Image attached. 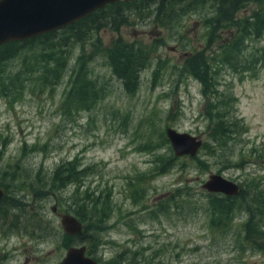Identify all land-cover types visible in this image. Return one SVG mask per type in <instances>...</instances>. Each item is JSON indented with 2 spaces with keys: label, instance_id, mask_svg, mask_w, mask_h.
<instances>
[{
  "label": "rangeland",
  "instance_id": "374dc122",
  "mask_svg": "<svg viewBox=\"0 0 264 264\" xmlns=\"http://www.w3.org/2000/svg\"><path fill=\"white\" fill-rule=\"evenodd\" d=\"M176 1L114 4L89 26L41 36L0 65V264H60L72 246L93 247L100 264H264L246 240L245 208L222 222L202 187L217 174L264 189V27L256 26L264 0ZM61 48L65 69L50 86L32 60ZM120 49L133 52L134 92L115 74ZM78 69L95 84L90 110L66 103ZM207 93L223 104L215 113L238 121L227 148L212 139ZM168 128L205 147L163 166L160 157L175 155ZM67 161L78 182L51 188ZM79 212L90 237L70 239L59 214Z\"/></svg>",
  "mask_w": 264,
  "mask_h": 264
},
{
  "label": "trees",
  "instance_id": "16d2710c",
  "mask_svg": "<svg viewBox=\"0 0 264 264\" xmlns=\"http://www.w3.org/2000/svg\"><path fill=\"white\" fill-rule=\"evenodd\" d=\"M222 7L228 6L232 7L235 3L241 2L242 0H218ZM142 3L147 4L148 0H134L132 2L124 3L118 2L116 5L128 6L133 3ZM183 1H171V2H162V5L166 4H177ZM113 5H107L106 7L98 10L97 12L89 15L88 17L64 28V30H72L76 29L77 27L82 28V24H86L89 26L91 23H94V19L97 15L103 14L106 10L111 9ZM232 10H224V16L229 17ZM228 20V19H227ZM264 20L257 22L256 26L259 30H261L264 26ZM249 28L245 25L243 26L244 32H247ZM57 31L48 33L45 35H41L45 38L52 36ZM41 36L31 38L25 41L19 42H11L5 44L0 47V65L4 62L11 60L14 58L18 52L24 49L25 44L30 43L32 41L40 39ZM42 37V38H43ZM246 43V42H245ZM244 41L240 42V45H232L233 49L231 51L238 52L245 46ZM18 51V52H17ZM127 51L126 49L123 52H118L112 59H114V64L118 67L115 71V74L123 79L124 81L129 82L127 89L129 92H134V79H136V64L134 63V56L133 52H124ZM116 57H118L116 59ZM32 59V58H31ZM64 48H61V51L57 53L55 50L44 51L40 54L39 60L37 58H33L32 62L35 65H41V70L39 71L41 79L44 83L53 86L59 83L61 76L63 75L64 71ZM83 59V55L80 56V61ZM232 64V63H229ZM37 70H34L36 73ZM95 84L92 80H89L87 77L86 72H79L77 73L73 80L71 81V90H69L66 98L67 104H73L74 106L83 109V110H90L92 105L96 102L97 99V92L95 90ZM89 91H95L93 95ZM207 106L210 109L206 110L208 117L213 121V128H212V139L214 140L215 144L220 145L222 149L227 148L229 146L228 140L236 135L235 128L238 126V121H230L227 117L219 116L216 110H223V104L220 102V97L217 96L215 93H207ZM219 101V102H216ZM168 142H170L168 140ZM203 147H205L203 145ZM196 158V157H194ZM181 159L180 157H176L175 155L171 158H167L166 156L160 157L159 162L165 166H172L176 160ZM81 175V172H80ZM79 172L77 171V167H74V164L70 161L62 163L58 166L54 171L51 178V188H55L58 191L65 190L68 186L74 185L78 182ZM79 187L75 192H78ZM210 194V193H209ZM90 197V196H89ZM211 200L209 201V207L211 212L214 216L220 218V220L229 222L230 219L233 217L234 213L238 210L244 209L249 216V219L246 224V240L252 244L253 249L259 251L264 254V189H260L258 186H254L253 189L246 187L241 188V192L236 197H229L222 194H210ZM88 198V197H87ZM244 206H242V203ZM93 205V200L89 198V206ZM243 207V208H241ZM83 211L84 208H82ZM64 214V213H63ZM101 217L103 218L106 215V210H102L100 212ZM82 223H83V231L76 235V236H68L70 239L73 237L78 238L82 237L83 235L86 237H90L89 233L92 230L91 226L88 224L86 218L79 212L75 215ZM97 219V216H95ZM101 219V218H99ZM100 227V226H98ZM99 230V228H98ZM97 240L94 242L96 246L100 245V240L98 236H96ZM87 247V246H86ZM93 248V247H92ZM87 247V255L91 256L94 253V249ZM94 258V257H93ZM95 259V258H94ZM137 264V263H131Z\"/></svg>",
  "mask_w": 264,
  "mask_h": 264
},
{
  "label": "water",
  "instance_id": "95a60500",
  "mask_svg": "<svg viewBox=\"0 0 264 264\" xmlns=\"http://www.w3.org/2000/svg\"><path fill=\"white\" fill-rule=\"evenodd\" d=\"M134 0H0V46L29 40L47 33L68 27L98 10L118 2ZM175 1V0H162ZM176 157H196L203 147V140L190 133L167 129ZM203 189L210 194H222L236 197L241 187L221 175L211 174L203 184ZM4 188L0 186V204L4 198ZM58 207H53L57 213ZM61 225L69 236H76L83 231V223L70 214H59ZM60 264H100L87 255L86 246L69 247Z\"/></svg>",
  "mask_w": 264,
  "mask_h": 264
},
{
  "label": "flooded vegetation",
  "instance_id": "af4514ba",
  "mask_svg": "<svg viewBox=\"0 0 264 264\" xmlns=\"http://www.w3.org/2000/svg\"><path fill=\"white\" fill-rule=\"evenodd\" d=\"M4 192H5V190H4ZM5 196V195H4ZM4 199V198H3ZM3 201V200H2ZM1 204H2V202H1ZM1 204H0V208H1Z\"/></svg>",
  "mask_w": 264,
  "mask_h": 264
}]
</instances>
